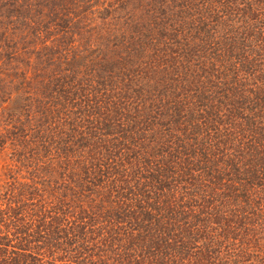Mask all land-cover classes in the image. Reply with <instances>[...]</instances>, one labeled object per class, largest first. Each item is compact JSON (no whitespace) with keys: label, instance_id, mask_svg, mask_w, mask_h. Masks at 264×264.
Returning a JSON list of instances; mask_svg holds the SVG:
<instances>
[{"label":"trees","instance_id":"16d2710c","mask_svg":"<svg viewBox=\"0 0 264 264\" xmlns=\"http://www.w3.org/2000/svg\"><path fill=\"white\" fill-rule=\"evenodd\" d=\"M0 149V264H264V0H0Z\"/></svg>","mask_w":264,"mask_h":264},{"label":"rangeland","instance_id":"374dc122","mask_svg":"<svg viewBox=\"0 0 264 264\" xmlns=\"http://www.w3.org/2000/svg\"><path fill=\"white\" fill-rule=\"evenodd\" d=\"M14 37H20V35L15 34ZM1 150L2 149H0V177H2L1 171L11 163L10 160L7 159L5 153Z\"/></svg>","mask_w":264,"mask_h":264}]
</instances>
